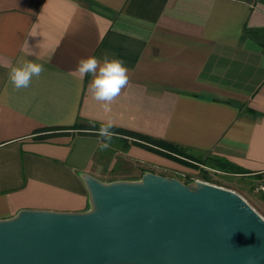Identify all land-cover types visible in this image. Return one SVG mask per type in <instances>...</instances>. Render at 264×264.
<instances>
[{"label": "crops", "instance_id": "crops-1", "mask_svg": "<svg viewBox=\"0 0 264 264\" xmlns=\"http://www.w3.org/2000/svg\"><path fill=\"white\" fill-rule=\"evenodd\" d=\"M106 53L129 69L110 113L92 98V77L73 71L79 58ZM21 56L45 71L16 90L8 73ZM109 118L186 154L128 137L107 152L97 135L59 130ZM45 130L51 136L40 139ZM207 158L264 184V0H0V220L85 212L83 176L118 177L124 161L136 168L122 180L136 181L147 172L194 176Z\"/></svg>", "mask_w": 264, "mask_h": 264}, {"label": "water", "instance_id": "water-1", "mask_svg": "<svg viewBox=\"0 0 264 264\" xmlns=\"http://www.w3.org/2000/svg\"><path fill=\"white\" fill-rule=\"evenodd\" d=\"M83 179L85 212L0 220V264H264V217L233 190L154 172Z\"/></svg>", "mask_w": 264, "mask_h": 264}, {"label": "clouds", "instance_id": "clouds-1", "mask_svg": "<svg viewBox=\"0 0 264 264\" xmlns=\"http://www.w3.org/2000/svg\"><path fill=\"white\" fill-rule=\"evenodd\" d=\"M28 45V44H27ZM32 53H27L30 55ZM45 68L43 64L35 63L21 56L16 65L12 66L8 73V81L16 90L28 88L33 77H39ZM81 78L87 75L92 77L89 84V92L92 98L97 101L104 113L112 111V103L121 94L129 83V69L122 59L110 57L107 53L102 58L94 55L81 57L77 60L73 69ZM116 125L111 118L101 122L96 135L100 137L97 146L100 150H107L111 146L114 137L119 133L113 132Z\"/></svg>", "mask_w": 264, "mask_h": 264}, {"label": "rangeland", "instance_id": "rangeland-1", "mask_svg": "<svg viewBox=\"0 0 264 264\" xmlns=\"http://www.w3.org/2000/svg\"><path fill=\"white\" fill-rule=\"evenodd\" d=\"M117 159H119V162L117 164V167L121 168V165H123V158L121 156H118ZM206 162H209V159L207 158L205 160ZM202 163L203 166H199L198 170L199 172L197 174L193 175H187V174H175L172 178H177L180 179L182 182L186 184L193 183L197 180L204 181L211 183L213 185H217L220 187H224L230 190L235 191L239 195H241L247 202L248 204H251V206L262 216L264 217V203L263 197L259 194H256L254 192L255 189V184H245L243 181L239 180V178L234 177V176H228L224 173V171L214 167L213 163ZM99 165L104 168L105 164L107 163V159H101L99 157ZM124 167L122 170L120 169L118 172H121V175L114 176L110 173H105L103 176L105 181H110V180H122L125 178H131V174H134V170L136 166L134 164L128 163L124 161ZM127 170L126 172L123 173V171ZM106 172V171H105ZM171 177V176H167ZM121 178V179H118ZM264 202V201H263ZM261 205V206H260Z\"/></svg>", "mask_w": 264, "mask_h": 264}, {"label": "trees", "instance_id": "trees-1", "mask_svg": "<svg viewBox=\"0 0 264 264\" xmlns=\"http://www.w3.org/2000/svg\"><path fill=\"white\" fill-rule=\"evenodd\" d=\"M100 124L99 123H83V121H81L80 123L76 124L74 127L71 128H64V129H59V130H77L79 132H89L90 134L96 135V131L99 129ZM50 130H45V134L41 135V137H39L40 139H46L48 137H50L51 135H48L47 132H49ZM52 131V130H51ZM113 132L119 133V137H114L111 145L114 144L115 140H120L119 138H123V137H128V138H133V144L135 145H139L142 147H145L147 149H150L152 151H156V152H161L159 149L164 150L165 152H171V153H175V154H179V155H183L186 154V151L178 148L175 145L169 144L165 141H158V140H153L150 139L148 137L139 135L137 133H133V132H129L126 130H122L119 128H113L112 129ZM125 151L128 150L129 148V144H128V140L126 141L125 146L123 147ZM109 150H107L108 152ZM111 153L109 154H115V150L110 151ZM209 159V158H208ZM206 162V161H204ZM206 163H213L214 167L229 173V174H239L241 173L239 170L231 167L228 165V163H224L221 160H217V159H209V162ZM113 181H117V180H110L108 181V183L113 182ZM107 182V181H104Z\"/></svg>", "mask_w": 264, "mask_h": 264}, {"label": "built area", "instance_id": "built-area-1", "mask_svg": "<svg viewBox=\"0 0 264 264\" xmlns=\"http://www.w3.org/2000/svg\"><path fill=\"white\" fill-rule=\"evenodd\" d=\"M208 183V182H207ZM211 184V183H210ZM254 192L256 194L261 195L264 198V184L260 183L259 185H257L254 189Z\"/></svg>", "mask_w": 264, "mask_h": 264}]
</instances>
